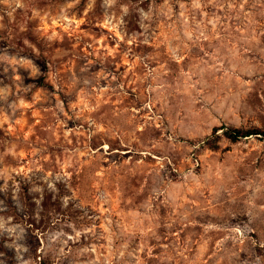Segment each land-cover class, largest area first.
I'll use <instances>...</instances> for the list:
<instances>
[{"label":"rangeland","instance_id":"374dc122","mask_svg":"<svg viewBox=\"0 0 264 264\" xmlns=\"http://www.w3.org/2000/svg\"><path fill=\"white\" fill-rule=\"evenodd\" d=\"M226 129L264 132V0H0V264H264Z\"/></svg>","mask_w":264,"mask_h":264},{"label":"trees","instance_id":"16d2710c","mask_svg":"<svg viewBox=\"0 0 264 264\" xmlns=\"http://www.w3.org/2000/svg\"><path fill=\"white\" fill-rule=\"evenodd\" d=\"M218 130L219 129H215V132L217 133ZM257 135H264V132H262L259 129H254V130L226 129L224 131V136L232 143H237L243 139ZM210 148L215 149V146L211 143Z\"/></svg>","mask_w":264,"mask_h":264}]
</instances>
